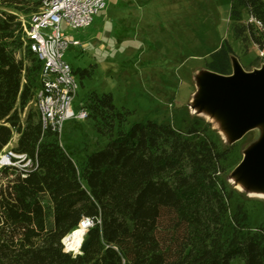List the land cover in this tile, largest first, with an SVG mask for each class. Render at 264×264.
Here are the masks:
<instances>
[{
	"label": "trees",
	"instance_id": "16d2710c",
	"mask_svg": "<svg viewBox=\"0 0 264 264\" xmlns=\"http://www.w3.org/2000/svg\"><path fill=\"white\" fill-rule=\"evenodd\" d=\"M41 4L0 0V152L16 132L12 150L29 160L0 167V264H230L236 257L264 264V225L249 229L242 205L229 216L230 149L194 126L186 133L154 120L128 126L130 111L118 109L112 93L91 92L83 106L108 141L78 160L38 111L22 119L42 61L24 45L19 17ZM231 9L234 37L255 43L264 62V0H232ZM233 54L225 40L206 68L231 74ZM84 217L94 221L86 248L66 251L65 237Z\"/></svg>",
	"mask_w": 264,
	"mask_h": 264
},
{
	"label": "rangeland",
	"instance_id": "374dc122",
	"mask_svg": "<svg viewBox=\"0 0 264 264\" xmlns=\"http://www.w3.org/2000/svg\"><path fill=\"white\" fill-rule=\"evenodd\" d=\"M231 4L232 0H106L87 26L73 28L61 22L66 38L80 43L69 44L63 59L74 69L78 82L72 101L76 111L89 93L110 92L118 109L130 111L128 126L154 120L185 133L194 126L199 136H208L221 148H229L224 162L232 193L229 216L242 205L248 213V228L254 230L264 225V193L251 190L259 184L249 181L239 165L247 149L262 136L264 126L257 125L242 136L227 135L223 129H231L229 123L222 127L209 115L217 112L222 117L223 113L201 103L205 96L203 83L211 71L206 61L225 40L235 52L232 70L236 63L248 72L264 67L256 44L249 42L246 47L234 37ZM238 11L247 18V11ZM28 17L20 14L19 18ZM17 56L23 57V53L18 51ZM78 69L91 73L82 76ZM40 87L39 83L35 94ZM29 110L38 111L34 99L21 113L23 120ZM17 139L14 132L0 154L10 150ZM60 141L72 156L83 160L86 154L102 149L108 139L87 117L65 120ZM23 160L15 156L18 165ZM239 181L242 187H238ZM230 264L245 262L236 257Z\"/></svg>",
	"mask_w": 264,
	"mask_h": 264
},
{
	"label": "built area",
	"instance_id": "2783aa9c",
	"mask_svg": "<svg viewBox=\"0 0 264 264\" xmlns=\"http://www.w3.org/2000/svg\"><path fill=\"white\" fill-rule=\"evenodd\" d=\"M105 2L106 0H42L38 11L32 13L27 19L20 18L24 45L42 61L39 74L41 87L34 95L37 110L44 126H51L59 133L65 120L88 116L84 106L79 111L72 107L78 82L74 69L63 59V54L69 44L79 45L80 43L66 38L61 29V22L65 21L73 28L87 26L95 13L104 7ZM15 156L22 157L23 161L27 157L26 154L16 153L11 148L5 154H0V167L18 165L15 163ZM27 163L29 160L25 165ZM93 225V219L84 217L78 227L72 231H82L80 244L77 248H72L69 245V234L64 239L65 250L79 253L83 240Z\"/></svg>",
	"mask_w": 264,
	"mask_h": 264
},
{
	"label": "water",
	"instance_id": "95a60500",
	"mask_svg": "<svg viewBox=\"0 0 264 264\" xmlns=\"http://www.w3.org/2000/svg\"><path fill=\"white\" fill-rule=\"evenodd\" d=\"M208 74V80L203 83L205 96L201 103L213 105L215 110L223 113L231 134L242 136L264 122V67L248 72L236 63L229 75L214 71ZM239 169L254 184L264 183V132L247 149ZM87 244L88 239L85 238L81 250Z\"/></svg>",
	"mask_w": 264,
	"mask_h": 264
},
{
	"label": "bare ground",
	"instance_id": "6f19581e",
	"mask_svg": "<svg viewBox=\"0 0 264 264\" xmlns=\"http://www.w3.org/2000/svg\"><path fill=\"white\" fill-rule=\"evenodd\" d=\"M240 10L242 12H245L247 11V8L245 6H241L240 7ZM210 117L216 121L219 125H221L222 127L223 124H225V119L223 117H221V115L217 112H212L211 114H209ZM263 126H264V122L261 123ZM223 132H225V134L227 135H230L231 134V131L230 129H223ZM237 185L238 187H242L243 186V183L241 181L237 182ZM251 190L254 192V193H259V194H262L264 193V183L261 184V185H253L251 187ZM81 235H82V231L81 230H76L72 233H70L69 235V245L72 247V248H77L78 245L80 244V241H81Z\"/></svg>",
	"mask_w": 264,
	"mask_h": 264
},
{
	"label": "crops",
	"instance_id": "0c3cea01",
	"mask_svg": "<svg viewBox=\"0 0 264 264\" xmlns=\"http://www.w3.org/2000/svg\"><path fill=\"white\" fill-rule=\"evenodd\" d=\"M15 145H16V144H14V145H11V146H9V147H11V148H12V147H13V146H15ZM62 146H63V145H62ZM7 147H8V146H6V148H7Z\"/></svg>",
	"mask_w": 264,
	"mask_h": 264
}]
</instances>
